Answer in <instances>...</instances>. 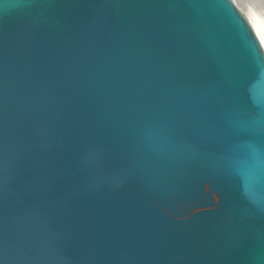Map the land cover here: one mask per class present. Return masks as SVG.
I'll list each match as a JSON object with an SVG mask.
<instances>
[{"label":"water","instance_id":"obj_1","mask_svg":"<svg viewBox=\"0 0 264 264\" xmlns=\"http://www.w3.org/2000/svg\"><path fill=\"white\" fill-rule=\"evenodd\" d=\"M8 3L0 264H264V48L235 0Z\"/></svg>","mask_w":264,"mask_h":264},{"label":"snow or ice","instance_id":"obj_2","mask_svg":"<svg viewBox=\"0 0 264 264\" xmlns=\"http://www.w3.org/2000/svg\"><path fill=\"white\" fill-rule=\"evenodd\" d=\"M261 43H264V36L261 37ZM243 113L238 110V105L234 107L232 111H227L225 115L226 126H220L218 140H223L225 137H230L235 133L240 131L241 121L240 117ZM261 125L264 126V121L261 122ZM261 147H264V141L259 144ZM225 151L234 152L235 148L232 143H227L224 146Z\"/></svg>","mask_w":264,"mask_h":264},{"label":"bare ground","instance_id":"obj_3","mask_svg":"<svg viewBox=\"0 0 264 264\" xmlns=\"http://www.w3.org/2000/svg\"><path fill=\"white\" fill-rule=\"evenodd\" d=\"M237 6L245 13L254 31L256 32L260 42L261 37L264 36V6H258L253 3H244L240 0H235ZM253 21L256 22V26H253ZM262 44V43H261ZM264 48V44H262Z\"/></svg>","mask_w":264,"mask_h":264},{"label":"clouds","instance_id":"obj_4","mask_svg":"<svg viewBox=\"0 0 264 264\" xmlns=\"http://www.w3.org/2000/svg\"><path fill=\"white\" fill-rule=\"evenodd\" d=\"M27 0H9V3L7 4L6 8L4 9V11H13L19 8H22L26 5ZM253 26H256V22L253 21ZM264 44V43H262Z\"/></svg>","mask_w":264,"mask_h":264},{"label":"rangeland","instance_id":"obj_5","mask_svg":"<svg viewBox=\"0 0 264 264\" xmlns=\"http://www.w3.org/2000/svg\"><path fill=\"white\" fill-rule=\"evenodd\" d=\"M241 2L244 3H253V4H257L258 6H264V0H240Z\"/></svg>","mask_w":264,"mask_h":264}]
</instances>
